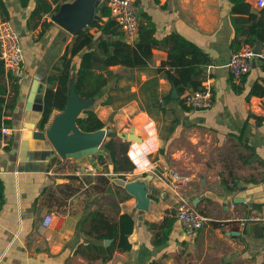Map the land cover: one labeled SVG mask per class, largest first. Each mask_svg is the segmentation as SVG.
<instances>
[{"label":"crops","instance_id":"1","mask_svg":"<svg viewBox=\"0 0 264 264\" xmlns=\"http://www.w3.org/2000/svg\"><path fill=\"white\" fill-rule=\"evenodd\" d=\"M137 1L141 6L139 23L153 24L157 38L178 33L209 54L210 63L195 77L203 86L211 87L214 102L201 110H187L179 103L182 95L165 71H159L168 58L167 47L153 48L147 66L132 69L106 65L95 53L80 89L93 91L102 77L108 84L88 100L83 111L86 115V110H94L106 125L88 132L94 136L90 145L98 150L73 158L56 154L47 136H26L24 125L34 80L47 78L76 34L54 20L55 12L32 16L34 0L26 6L21 0H3L5 10L0 8V19L9 20L21 35L25 74L18 77L6 70L0 77L5 88L0 97L6 104H14L4 108L0 124V264H264V223L250 222L241 227L237 220L221 221L252 211L264 213V96L250 94L254 83L264 86V40L253 45L257 53L250 71L234 79L227 66L235 50V13L229 0ZM246 1L254 12L264 6L257 0ZM101 7H108V0H64L59 10L77 8V16H88L90 21L84 29L101 15ZM90 31L101 35L96 26ZM108 38L109 53H113L116 37ZM81 56L74 57L75 72L69 81L70 94L77 92L80 97L75 82ZM117 71L122 73L120 89L110 90ZM152 78L157 79L153 90L159 98L170 99L150 106L148 113L143 110L147 102L142 85ZM48 86L46 79L45 91ZM109 93L117 97L105 103ZM60 114L57 107L52 110L44 132ZM175 118L179 122L170 132ZM128 121L142 141L129 140L127 153L135 167L125 173L126 179L111 176L130 195L119 202L117 196V207H111L95 196V176L103 166L96 155L113 127H117L118 137L127 140L121 133L130 131ZM38 122L36 131L40 130ZM4 125L10 127L7 134L2 131ZM105 160L112 170L108 154ZM79 165L87 170L94 167L95 171L77 175ZM173 171L180 174L179 179L173 177ZM129 181L145 183L149 197L146 208L139 207L138 197L127 190ZM182 198L205 208L208 219L204 227L194 232L183 228L174 210ZM96 207H106L110 213L114 208L119 214L131 212L134 219L131 249L115 250L106 263L74 254L79 243L92 240L81 230V224ZM48 214L52 221L45 225L43 219ZM165 216L174 218L171 231L165 242L157 243Z\"/></svg>","mask_w":264,"mask_h":264},{"label":"trees","instance_id":"2","mask_svg":"<svg viewBox=\"0 0 264 264\" xmlns=\"http://www.w3.org/2000/svg\"><path fill=\"white\" fill-rule=\"evenodd\" d=\"M30 0H21L22 5L26 6ZM55 6L49 0H34L35 7L32 11V16H40L47 12H56L59 10L62 1L52 0ZM232 4V22L234 26L235 36L232 39V46L238 50L243 44L253 46L257 41L264 40V6L259 11H251L250 5L246 0H229ZM0 8L5 10L3 0H0ZM101 15L97 20L91 22L88 27L81 29L72 40L66 45L62 54H59L58 60L54 63L47 81L50 86L47 87L44 99L43 110L40 114L38 122L39 129H45L52 110L57 107L63 111L69 101V81L75 72L74 57L82 53L79 67H77V79L75 82L76 88L85 100L91 99L98 95L108 83L104 84L105 79L102 77L98 80L99 86L93 91L84 93L80 86L83 84L86 76L90 73L89 66L94 62L95 53H99L103 57L106 65L120 64L124 68L132 69L135 67L147 66L153 55V48L167 47L168 58L163 60L159 71L164 70L166 77L171 84L176 87L178 93L182 95L179 103L185 109H191L184 102L183 94L187 91H195L202 89V81L195 76L202 74L205 70V65L210 63L209 54L199 47L196 43L185 39L178 33L171 32L163 38L155 36V28L153 24L139 25V37L134 43L128 42L123 31L117 23L109 18L110 10L108 7L100 8ZM245 14L248 17L244 16ZM103 17H107L104 19ZM98 27L101 35L90 31L91 27ZM244 35V39L237 38ZM109 36L116 37L115 48L113 53H109ZM96 43V46L92 45ZM234 50V51H235ZM167 66H169L167 68ZM6 69L2 60H0V77L5 73ZM115 76V77H114ZM113 84L110 90H119V81L122 73L117 71L114 74ZM157 82L156 78L146 81L142 88L146 93L147 106L143 110L148 113L151 107L159 106L160 101L170 99V96L159 98L154 92L153 87ZM5 88L0 84V93L4 92ZM250 94H259L264 96V86L260 83H254ZM117 95H108L105 103H110ZM151 104V105H150ZM14 107V104H6V100L0 97V124L3 122L4 108ZM10 123L8 120H4ZM179 118H175L170 127V132L174 131ZM79 126L85 131H93L102 128L106 122L97 116L94 110H86L84 117L77 119ZM129 140L122 139L117 136L116 131H111L102 144V151L96 155L97 161L102 164L101 172L95 176L94 188L99 192L118 196V202L123 201L130 195L120 184L112 181V174L123 180L126 179L125 173L132 171L135 167L134 162L129 157L127 150ZM161 151H164L161 149ZM108 154L112 160V170H109L105 164V155ZM115 186V188H114ZM1 190V187H0ZM117 202V203H118ZM116 203V205H118ZM111 207H117L115 202H111ZM113 213L106 211L103 207H96L90 210L84 218L81 230H84L86 235L92 240L89 242H81L74 250V254H81L88 259H101L102 263L109 261L115 250H129L132 247L129 239L130 234L134 229V219L131 212H122L119 214V209H112ZM174 218L165 216L160 223L162 231L156 237L157 243L165 242L171 231V225ZM169 222V223H168ZM105 239H111L109 244H105Z\"/></svg>","mask_w":264,"mask_h":264},{"label":"built area","instance_id":"3","mask_svg":"<svg viewBox=\"0 0 264 264\" xmlns=\"http://www.w3.org/2000/svg\"><path fill=\"white\" fill-rule=\"evenodd\" d=\"M259 6L264 5V0H257ZM108 8L110 10V19L115 21L119 28L123 31L125 39L134 43L139 37V18L141 6L137 0H108ZM256 52L253 46L243 44L238 50L232 52L227 66L234 79H239L248 73L252 67V61ZM0 60H2L7 71L14 76H22L25 74V56L21 41L20 33L13 27L12 23L7 19H0ZM184 102L187 106L194 110L206 109L212 106L214 102L213 92L210 86H203L202 89L195 91H187L183 94ZM4 134L10 132V127L4 125L2 127ZM83 168L81 165L75 168L77 175H82L88 171H95L94 167ZM175 179L180 178L177 171L172 173ZM235 207V204H232ZM1 207V200H0ZM175 216L182 224L183 228L189 232H194L207 223V216L200 211L194 204L182 198L181 202L175 208ZM227 220H237L241 227H245L250 222H263L264 213L250 212L247 215H236L234 218L221 220L225 223ZM52 216L46 215L43 219L45 225L51 223Z\"/></svg>","mask_w":264,"mask_h":264},{"label":"water","instance_id":"4","mask_svg":"<svg viewBox=\"0 0 264 264\" xmlns=\"http://www.w3.org/2000/svg\"><path fill=\"white\" fill-rule=\"evenodd\" d=\"M60 9V8H59ZM77 8H66L56 11L53 16L54 20L67 28L73 34H77L90 19L88 16H77L75 13ZM75 17L74 19H72ZM256 52V51H255ZM257 53V52H256ZM46 78L35 79L32 86V92L29 94L28 102L25 108V133L26 136H34L35 138H45L46 136L55 147V153L63 157H81L98 150L97 146H91L90 141L94 137L89 134L90 131L83 130L77 123L79 117L85 116L83 111L86 103L90 99H83L76 92L71 95L69 87V101L66 108L53 122L52 126L45 132L40 129L36 131V124L39 121V115L43 110V95L45 92ZM71 95V98H70ZM39 129V128H38ZM101 129L99 132H103ZM108 133V132H107ZM98 135V134H97ZM127 140L142 141L135 129L132 127L129 132L121 133ZM126 188L139 199V207L146 208L149 197L146 194L145 183L138 181H129ZM231 233H236L232 231ZM111 239H105V244H109Z\"/></svg>","mask_w":264,"mask_h":264},{"label":"rangeland","instance_id":"5","mask_svg":"<svg viewBox=\"0 0 264 264\" xmlns=\"http://www.w3.org/2000/svg\"><path fill=\"white\" fill-rule=\"evenodd\" d=\"M131 126H133L132 121H128L127 124H126V128L129 129V128H131ZM109 131H110V132H111V131H117V127H113V128H112L111 130H109ZM110 132H109V133H110ZM106 138H107V137H105V139H106ZM105 139H104V140H105ZM111 176L114 177V174H112ZM94 192H95V196H96L98 199H100L102 203H108L107 206H109L111 202H114L115 200L118 199L117 196H112V195H110V194H108V193H107V194H97L96 192H98V191H94ZM103 208H105V209L107 210L106 207H103ZM198 209H199L200 211H202L204 214H206L205 208L202 207V206L199 205V204H198ZM174 210H175V208H174Z\"/></svg>","mask_w":264,"mask_h":264}]
</instances>
